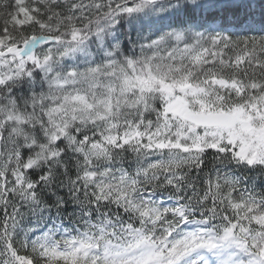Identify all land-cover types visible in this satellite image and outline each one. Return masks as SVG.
Wrapping results in <instances>:
<instances>
[{
    "label": "snow or ice",
    "instance_id": "6c2138e0",
    "mask_svg": "<svg viewBox=\"0 0 264 264\" xmlns=\"http://www.w3.org/2000/svg\"><path fill=\"white\" fill-rule=\"evenodd\" d=\"M0 264H264V0H0Z\"/></svg>",
    "mask_w": 264,
    "mask_h": 264
}]
</instances>
